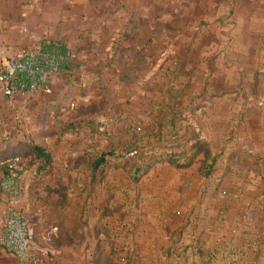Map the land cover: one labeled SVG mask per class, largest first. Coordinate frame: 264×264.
Returning a JSON list of instances; mask_svg holds the SVG:
<instances>
[{
	"label": "crops",
	"instance_id": "crops-1",
	"mask_svg": "<svg viewBox=\"0 0 264 264\" xmlns=\"http://www.w3.org/2000/svg\"><path fill=\"white\" fill-rule=\"evenodd\" d=\"M52 42L74 52L76 83L88 86L89 92L81 95L78 88L66 86L70 77L66 73L52 82L48 93L11 99L0 91V157L17 150L24 155L34 144L45 148L52 159L51 167L37 168V164L26 166L31 156H22L25 219L35 223L38 216L39 222L51 221L60 197L67 207L84 202L90 220L106 207L107 185L118 189L120 201L134 199L140 184L131 181L125 170L73 164L74 159L78 163L79 158L98 157L111 146L116 130L123 141L127 139L123 122L115 123L116 130L107 131V138L103 125L87 121L85 126L91 129L82 126L84 134L91 131L99 138L105 134V142L91 145L94 149L86 155L77 146L70 151L66 144L63 149L64 140L86 137L76 133L75 124L69 123L74 129L60 136L47 135L46 128L61 116L71 120L75 103H89L91 97L116 87L117 73L127 72L131 62L141 59L151 65L132 91V101L119 113L144 119L145 111L131 110L141 109L139 102L149 97L152 104L146 112L157 114L147 132H156L162 114L179 110L210 153L207 159L199 153L181 169L157 163L140 179L154 197L161 195L162 187L154 204L178 210L176 215L171 208V213L157 211L150 217L151 247L163 222L165 234L171 232L175 239L181 235L180 252L187 244L198 243L202 250L208 246L243 250L245 264H264V0H0V63L18 49ZM21 120L24 130L19 128ZM186 124L175 122L178 133L188 130ZM161 128L165 134L168 127ZM176 143L183 145L181 138ZM58 159L72 161L58 166ZM80 186L83 192L76 196ZM3 206L0 190V210ZM128 229L129 239L137 238L138 233ZM35 231L36 227L38 245ZM249 243L255 246L252 251L246 248ZM66 250L69 256L60 264H84L77 251Z\"/></svg>",
	"mask_w": 264,
	"mask_h": 264
},
{
	"label": "rangeland",
	"instance_id": "rangeland-1",
	"mask_svg": "<svg viewBox=\"0 0 264 264\" xmlns=\"http://www.w3.org/2000/svg\"><path fill=\"white\" fill-rule=\"evenodd\" d=\"M72 53L74 55L73 51ZM139 56L141 58V55ZM150 65H148L146 61H142L141 59H139L138 62H136V60L133 63L131 62V66H128V68L127 65H125V69L127 68L128 71H119L117 73L118 76L116 81L119 82V84L117 83L118 85L116 87H112L108 91H105L102 94H98L96 97H91L89 103H75L74 107L69 112L70 115L68 116L71 120H64V117L62 116L59 117V119H54L52 123L49 122L50 124H48L49 127L46 128V131L49 130L55 132L56 134H59L64 126L68 125L69 123H73V125L75 124V127H77L79 131L78 132L77 129H75L76 133H82V135H86V137L80 136L82 138H79L78 140L71 138L64 140L63 146H65L63 149L66 150V144H69L70 151L71 147L75 146V150H77L78 147V149H82V151L84 150L83 154L86 155V153L88 154L91 151H85L94 149L90 147L91 145H95L96 147H98V145L100 144L102 146V144L105 142V138L103 136L107 134V131L116 130L115 123L123 122L125 124L124 129H126L128 123L137 124L138 119L141 118L131 114H120L119 110L123 107V104L125 105L127 104V102L132 101V97L134 95V92L132 91L135 89L136 85L138 86L137 82H139L147 73V68L150 67ZM76 75L77 72L75 68L72 76ZM59 76L60 74L57 77ZM78 82L82 83L79 80ZM145 86L147 85H144L142 87ZM139 103L141 109H139L138 111L131 110V113L139 114L141 113V111L144 112L148 110V106L152 104V99L149 100V97H146L145 102L140 101ZM166 113L168 117L172 115V111L170 109L167 110ZM67 115L68 114H66V116ZM143 115H145V113ZM55 117L56 116H54L53 114V118ZM109 120H111V122H109ZM87 121L95 122L91 124V126H97V124H101V127L103 125V128L101 129L103 132H105V134H103V136L100 138L99 135L93 132L91 133V131L87 132V134H84L86 132L83 131V128L86 127L85 123ZM22 125H24L23 120H21L19 128H22L24 130L25 127ZM82 126L84 127L82 128ZM118 128L119 127H117V129ZM80 129H82V131ZM85 129L86 131H88L87 129L91 128L86 127ZM25 131L27 132V130ZM116 131L114 132L116 133V136H114L115 141L113 138L112 144H116V140L121 139V136L119 134L120 132L117 133ZM178 134L182 135L183 132H180ZM125 135L126 138H129L126 133ZM84 139L85 142L82 143ZM94 139H96V143L93 142ZM155 140V138H152V142H154ZM109 144L110 143L108 141L107 145ZM153 144L154 143H152V145ZM160 145L162 146V144ZM65 160L66 159H64V161ZM82 160L83 159L79 158L78 163H76V160L74 159L73 161H75V163L73 164L76 166L82 163L89 166L90 160L88 159V156L84 161ZM71 161L72 160L69 159L68 163L66 161L65 163H63L60 162V159H58L56 161V165H68ZM109 162H114L113 157H110ZM29 163L30 159L27 160L26 166H28ZM108 168L115 169L112 166H109ZM134 183L138 185L140 184L136 191L137 194H135V196L133 197L134 199L131 202L126 203H124L123 200H119L117 195L118 189L115 190V188L109 187V185H107L106 207L101 210L100 214H97L94 217H90V220L86 216V208L84 202H75L73 206L67 207L66 199H61L60 197L57 198V202L59 203L50 213L51 221L39 222L38 216L35 217V223H32L30 220H28V222L32 224L33 230L35 229V227L36 231L38 230V237L36 238L38 240L37 246L47 252V259L44 264L50 261H56L57 264L63 262L64 258L66 259L69 256L67 252L68 250H66L67 248H71L77 251L84 264H94V258L96 254H99V256L101 257L108 258L116 264H177V261H179L180 259V264H199L201 261L205 262L207 260L208 253L213 251L212 246H208L207 250H202L198 247V243H194L193 245L187 244L186 250L182 249V251L180 252L178 250L179 248L181 250V235L176 237L177 239H175L173 233L171 234V232H169L170 234H165L163 222H161L159 225L161 226L162 224V227H160V237L154 238L155 243L154 246L151 247V245H153V242L151 239L152 226H150V222H148L150 217L157 216V211L161 213L160 215H162L163 210H170L171 213L173 212L171 208H174L176 215L178 213V210H176V207L174 206L169 205V207H164V205L158 206L153 203V200L156 199V197H160L163 194L162 187H160L161 191H158L161 195H156L154 197L152 196V192H149L147 189H145V184L143 182L140 183V179ZM81 189V186L76 188V196H79V193L83 192V190ZM121 193L125 195V189H123ZM124 197L126 198V196ZM79 198L81 199V197ZM168 201L169 200H167V203ZM90 208H92V206ZM99 217L100 219H98ZM131 219H134V221L130 222ZM127 223H129L130 225H128ZM128 226L131 227L133 234L135 232L138 233L137 238H134L132 240L129 239L130 231L128 229ZM52 227H55L56 230L54 232H49V229H51ZM149 238L151 239V241L149 240ZM148 241H150V244H148ZM191 241L195 242V239L192 238ZM252 244L253 243H249L246 246L248 251H252L255 247ZM188 246H195L197 250L188 248ZM170 249H172V252H170ZM240 251L242 253L241 261L239 263L233 262L230 264L246 263H244L243 259V250ZM217 255H219V253ZM0 264L19 263L14 258H12L5 250L0 248ZM220 264H223L222 261Z\"/></svg>",
	"mask_w": 264,
	"mask_h": 264
},
{
	"label": "trees",
	"instance_id": "trees-1",
	"mask_svg": "<svg viewBox=\"0 0 264 264\" xmlns=\"http://www.w3.org/2000/svg\"><path fill=\"white\" fill-rule=\"evenodd\" d=\"M41 46L46 47L47 43H41ZM67 49L64 45L61 47V51L65 52ZM71 51V50H70ZM75 61L74 57L72 61H68L61 69L60 74H68L70 77L66 79L65 84L69 87H76L79 89L81 95L87 94L89 91L88 86H82L76 83L77 78L72 76L75 71ZM165 110V109H163ZM172 115L168 117L167 111L160 116L159 128L156 132H147V127L151 124L156 123V114L154 111H145L144 119H140L138 123H128L125 132L129 138L116 140V144H111L105 148V151L99 153L96 158H91L89 166L97 167L102 165L112 166L115 169L121 168L126 171V174L131 181L137 182L144 175H146L154 165L157 163H168L169 165L181 169L186 168L192 164L194 159L199 153H203L205 158H209L210 153L206 148L203 140L200 139L199 134L192 128H188V117L181 116L180 111L171 110ZM185 120L187 124L185 125L186 131L182 134H178V130L175 128V122ZM162 124L168 127L165 134H162ZM74 129L73 126L66 125L59 132V136ZM138 129V130H137ZM133 130V131H132ZM135 132V133H132ZM55 132L46 131L47 135H53ZM178 134V135H177ZM151 137V138H150ZM107 138H110L109 136ZM152 138L156 140L152 142ZM181 138L183 145L179 146L176 141ZM110 140V139H108ZM115 141V138H114ZM113 142V138L110 140ZM154 143L152 145V143ZM162 142V143H161ZM151 143V144H150ZM162 144V146L160 145ZM188 143L187 147L186 144ZM20 156L22 161V156H31L30 163L37 164V168H47L52 166V159L50 155L46 152V149L40 145H30L25 154L17 152H11ZM132 153V155H129ZM5 155L0 157V164L3 168V173H5V161L11 156ZM110 157H113V163L109 162ZM212 166V163L210 164ZM219 253V255H217ZM242 258V253L240 250L224 251L220 248L213 249L212 252L208 253L207 260L205 262L201 261L199 264H230L239 263ZM183 261V260H182ZM181 259L177 261L180 264ZM94 264H116L109 260L108 258L101 257L96 254L94 258Z\"/></svg>",
	"mask_w": 264,
	"mask_h": 264
},
{
	"label": "built area",
	"instance_id": "built-area-1",
	"mask_svg": "<svg viewBox=\"0 0 264 264\" xmlns=\"http://www.w3.org/2000/svg\"><path fill=\"white\" fill-rule=\"evenodd\" d=\"M62 46L60 42L47 43L46 47L40 44L18 49L8 56L0 63L1 93L11 99L28 97L36 92L48 93L62 67L74 57L70 50L62 52ZM5 167L0 178V190L4 196V206L0 210V248L19 264H44L47 252L35 244L33 226L25 219L21 207L24 186L20 156L11 155L5 161ZM55 230L52 227L50 232Z\"/></svg>",
	"mask_w": 264,
	"mask_h": 264
}]
</instances>
